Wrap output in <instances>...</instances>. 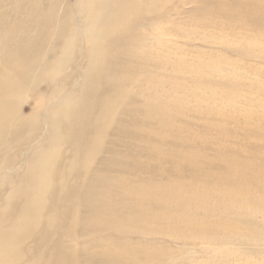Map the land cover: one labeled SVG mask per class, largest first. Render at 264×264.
<instances>
[{"label": "bare ground", "instance_id": "obj_1", "mask_svg": "<svg viewBox=\"0 0 264 264\" xmlns=\"http://www.w3.org/2000/svg\"><path fill=\"white\" fill-rule=\"evenodd\" d=\"M83 2L74 0L72 14L60 0H0V163L9 162L8 142L26 129L30 118L48 131L47 149L25 161L16 203L0 218V264H162L167 247L161 250L156 244L163 237L201 240L203 233L217 229L208 226L192 239L201 213L226 215L242 206L249 211L255 201L264 204L263 176L247 171L255 161L264 164L259 132L253 130L250 155L229 152L225 163L217 165L224 142L202 138L203 125H195L188 111L212 112L223 98L233 112H238L236 105L226 93L206 85H166L160 79L167 64L150 56L155 49L145 45L150 37L161 35L160 26L143 36L136 30L151 26L141 19L155 13L161 0H100L98 15L83 20L82 26L75 15L83 12ZM69 28L71 37L64 43L70 44L81 31L87 43L86 49H79L86 58L82 93L71 106L87 102L94 110L66 115L72 139L68 156L58 162L57 120L48 125L50 117L37 109L27 118L21 107L57 60L58 43ZM249 45L258 48L257 42ZM137 57L145 69L143 77L129 73ZM127 84L135 86L137 95L120 96ZM128 95L129 101L122 102ZM65 97L58 95L53 102L60 104ZM110 119L114 126L107 145L94 160ZM202 121L220 136L230 134L229 120ZM193 125L200 131L187 130ZM226 161L241 164L237 180ZM10 166L0 168V178L14 170ZM212 198L230 205L210 203ZM49 199L54 202L48 205ZM186 229L192 230L188 236L181 234Z\"/></svg>", "mask_w": 264, "mask_h": 264}, {"label": "rangeland", "instance_id": "obj_2", "mask_svg": "<svg viewBox=\"0 0 264 264\" xmlns=\"http://www.w3.org/2000/svg\"><path fill=\"white\" fill-rule=\"evenodd\" d=\"M83 1V12L76 14L75 17L81 22L83 20L89 22L88 19L98 15L97 8H99L100 0ZM239 1L161 0L155 13L147 19H141L145 24L152 23L151 26L136 30L138 34L143 33L140 34L143 36L152 34L151 31L160 26L161 35L150 37L145 45L155 49L152 53L154 55L150 56H156L157 60L167 64L168 70L161 71L162 74L156 70L157 74L160 72V79L164 80L166 85L171 81L180 82L191 88H195L196 84L206 85L209 90L226 93V96H229L232 103L236 105L238 112H233L226 103H223L222 97V101L217 102V109L213 108L212 112L202 110L201 114L193 109L188 111L190 120H197L195 125H203L202 138L212 137L218 139L220 143L224 142L223 146L219 145L220 153H223L222 159H216L219 166L225 163L223 158H227L226 155H229V152L242 150L246 155H250L248 150L253 147V130L261 135V139L257 142L259 147L264 146V4H261L259 0H243V3ZM60 2L70 6L73 14L74 0H60ZM209 2H213L212 7L208 5ZM186 3L189 4L186 6ZM84 21L81 23L82 26ZM135 24L136 21L133 28ZM83 34L81 31V35L76 34L70 44H66L64 43L66 39L71 37L70 28L67 30L65 37L58 43L57 60L48 65L43 79L36 87L35 94L21 107V113L27 118L33 109H37L47 114L48 118L50 117V120H47L48 125L51 120H57L55 130L61 143L57 152L58 162L63 156H68L69 142L72 139L69 132L71 124L70 120L66 119V115L71 116L74 112L83 110L84 113L94 110L93 104L87 102H79L75 108L71 106L74 104L75 97L82 93L81 85L84 83L83 76L86 73L84 51L81 55L79 54V49L87 48ZM126 36L129 40V34ZM126 36L123 39H126ZM158 41L159 45L156 43ZM252 41L257 42L258 48L250 47L249 43L251 44ZM131 61L130 64L134 65V69L129 73L143 77L145 69L140 68L141 58L137 57ZM79 69L83 71L81 78H79ZM136 91L135 86L127 84L125 91L122 92L124 94L120 96L129 93L132 97L137 95ZM64 94L66 97L60 104L53 102L54 97ZM130 96L123 97L121 101L124 103L129 101ZM119 99L120 97L117 101ZM62 105L64 106L61 107ZM123 109L125 107L119 110L123 112ZM116 115L117 110L113 112V120ZM113 120L106 122L107 129L101 133V143L94 160L105 150L107 136L114 126ZM179 120L184 119L179 117ZM202 120H232L233 122L226 121L230 134L226 135L223 132L220 136ZM27 124L23 132L16 134L18 137L15 136V139L12 138L8 142L11 154L9 162L0 163V168L9 165L14 168L9 174L0 178V218L9 206L12 207L16 203L15 196L19 194L17 186L24 172L25 161L27 162L35 152L47 149L48 131H44L42 122L30 118ZM191 127H187V130L191 129L195 133L200 131L194 125ZM259 156L260 159L264 158V151ZM230 162L226 161L232 170L231 175H234L233 179L237 180V171L241 172L242 166L239 162H236L237 164ZM253 165L251 164L247 171L253 176L257 174L264 178V164L255 161ZM53 202L49 199L48 205ZM211 202L219 206L230 205L226 200H216V202L210 200ZM249 205H251L249 211L242 206L237 208L238 212L225 213L226 215L214 211L206 215L201 213L196 222L198 228L194 229L195 231L186 229L181 232L188 236L189 231H192L194 234L192 239H194V236H199L198 231L208 226L211 230L216 226L217 229L214 232L208 230L207 233H203L201 240L191 241L177 237L169 241L168 238L163 237L161 243L156 244V247L161 250L167 247L162 253L166 257L161 261L162 264H264V204L262 206L255 201ZM227 226L231 229H226ZM167 253H170V257Z\"/></svg>", "mask_w": 264, "mask_h": 264}]
</instances>
